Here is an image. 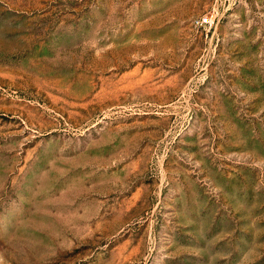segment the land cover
<instances>
[{"label":"rangeland","instance_id":"obj_1","mask_svg":"<svg viewBox=\"0 0 264 264\" xmlns=\"http://www.w3.org/2000/svg\"><path fill=\"white\" fill-rule=\"evenodd\" d=\"M0 264H264V0H0Z\"/></svg>","mask_w":264,"mask_h":264},{"label":"built area","instance_id":"obj_2","mask_svg":"<svg viewBox=\"0 0 264 264\" xmlns=\"http://www.w3.org/2000/svg\"><path fill=\"white\" fill-rule=\"evenodd\" d=\"M199 23L201 26L212 24V19L208 16L200 17Z\"/></svg>","mask_w":264,"mask_h":264}]
</instances>
